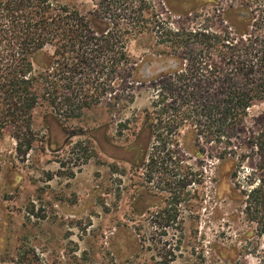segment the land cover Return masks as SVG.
I'll return each mask as SVG.
<instances>
[{"label": "rangeland", "instance_id": "obj_1", "mask_svg": "<svg viewBox=\"0 0 264 264\" xmlns=\"http://www.w3.org/2000/svg\"><path fill=\"white\" fill-rule=\"evenodd\" d=\"M53 2L90 16L96 29L109 22L100 17L105 0ZM253 2L125 3L143 12V30L127 47L132 64L124 91L134 101L115 104L111 97L124 93L118 90L66 121L43 104L33 114L29 153L17 151L12 129L0 131V264H264V237L233 198L234 169L221 165L218 144L188 126L178 145L156 155L150 129L156 96L150 84L176 65L159 26L240 29ZM262 119L264 102L239 129L238 152ZM170 149L178 169L166 168ZM254 166L252 159L243 165L242 181Z\"/></svg>", "mask_w": 264, "mask_h": 264}, {"label": "trees", "instance_id": "obj_2", "mask_svg": "<svg viewBox=\"0 0 264 264\" xmlns=\"http://www.w3.org/2000/svg\"><path fill=\"white\" fill-rule=\"evenodd\" d=\"M261 1L253 2L240 29L159 26L162 44L171 45L167 58L176 65L150 84L156 92L150 129L156 155L178 145L188 126L218 144L221 165L234 169L230 178L224 175L234 180L233 198L241 200L243 214L264 237V119L240 152L234 148L249 110L264 102ZM128 2L105 0L100 17L110 20L96 29L90 16L53 0H0V131L13 130L19 153H29L36 142L33 114L43 104L66 121L82 118L118 90L124 93L111 97L115 104L134 101L124 91L132 64L127 47L143 30V12L124 7ZM166 154L172 158L163 165L178 169L176 153ZM250 159L255 166L242 181L239 172Z\"/></svg>", "mask_w": 264, "mask_h": 264}]
</instances>
